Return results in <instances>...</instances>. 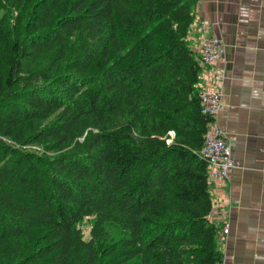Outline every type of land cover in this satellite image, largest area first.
<instances>
[{"label": "trees", "instance_id": "obj_1", "mask_svg": "<svg viewBox=\"0 0 264 264\" xmlns=\"http://www.w3.org/2000/svg\"><path fill=\"white\" fill-rule=\"evenodd\" d=\"M198 1L0 0V264L223 263Z\"/></svg>", "mask_w": 264, "mask_h": 264}, {"label": "crops", "instance_id": "obj_2", "mask_svg": "<svg viewBox=\"0 0 264 264\" xmlns=\"http://www.w3.org/2000/svg\"><path fill=\"white\" fill-rule=\"evenodd\" d=\"M200 20L226 45L219 64L223 106L216 121L232 143L235 161L224 185L209 184V219L218 228L222 264H264V0H199L188 37L197 52ZM211 84L209 69L202 67L199 89Z\"/></svg>", "mask_w": 264, "mask_h": 264}, {"label": "built area", "instance_id": "obj_3", "mask_svg": "<svg viewBox=\"0 0 264 264\" xmlns=\"http://www.w3.org/2000/svg\"><path fill=\"white\" fill-rule=\"evenodd\" d=\"M198 27L202 32V41L198 51L201 66L209 69L212 81L208 87L200 88L199 93L201 113L212 119L204 136L201 154L208 163L209 184L215 181L224 185L235 166L232 143L216 121L223 106L224 95L220 86L224 78L219 64L226 57V45L220 38L210 34L208 22L200 20ZM223 231L228 234L229 229L225 227Z\"/></svg>", "mask_w": 264, "mask_h": 264}, {"label": "rangeland", "instance_id": "obj_4", "mask_svg": "<svg viewBox=\"0 0 264 264\" xmlns=\"http://www.w3.org/2000/svg\"><path fill=\"white\" fill-rule=\"evenodd\" d=\"M88 221L89 222L85 221L84 224H83V226H82V229H83V231L85 233L86 239L89 238L90 230H91V225H90L91 222H90V220H88Z\"/></svg>", "mask_w": 264, "mask_h": 264}, {"label": "bare ground", "instance_id": "obj_5", "mask_svg": "<svg viewBox=\"0 0 264 264\" xmlns=\"http://www.w3.org/2000/svg\"><path fill=\"white\" fill-rule=\"evenodd\" d=\"M235 170V169H234Z\"/></svg>", "mask_w": 264, "mask_h": 264}]
</instances>
